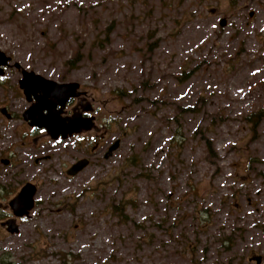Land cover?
<instances>
[{
	"label": "rangeland",
	"instance_id": "rangeland-1",
	"mask_svg": "<svg viewBox=\"0 0 264 264\" xmlns=\"http://www.w3.org/2000/svg\"><path fill=\"white\" fill-rule=\"evenodd\" d=\"M0 51L81 84L100 129L44 150L38 215L4 245L14 264H264V120H247L264 107V0H0Z\"/></svg>",
	"mask_w": 264,
	"mask_h": 264
},
{
	"label": "flooded vegetation",
	"instance_id": "flooded-vegetation-1",
	"mask_svg": "<svg viewBox=\"0 0 264 264\" xmlns=\"http://www.w3.org/2000/svg\"><path fill=\"white\" fill-rule=\"evenodd\" d=\"M224 21L227 24L226 20ZM12 61L13 60L11 59L7 64L0 66L3 70L0 74V81L5 78L7 70L14 66V68L20 73L18 88L15 90V94L9 99H7L6 93H1L0 114L5 117L0 119L5 122L3 125L4 127L9 125V121H14V113H11L6 105L8 104V101L11 102L14 96H19L20 98L22 97L21 100L24 101L22 111H19L23 126L22 131L19 134L20 141L16 145V149L11 147L8 149L7 153H0V264H14L11 252L5 247L8 240L7 238L12 234L15 235L20 232L21 223L38 215H35L34 211L37 208V196L41 187L39 178L43 171L39 164L42 159H48L47 156L45 158L42 157L44 150L50 145L54 148L58 143L67 142L76 139L77 137H84L82 142L77 141V143L87 144L89 142L87 141V138H90L89 135L100 130L97 124L95 109L89 102V95L81 84L76 91L78 95L75 97L47 95L42 89L37 88V84L31 81H25L21 84V81L24 79V70L26 71V69L22 68V66L18 67L15 63L12 65ZM45 100L48 101V103L41 111L43 114L47 115L49 112L53 111V109L55 110V107H51L52 110H50V106L54 105L56 106L54 112L56 113V111H58L60 117L64 119L66 123H69L73 117L79 116L84 120L87 118L90 119L92 128L72 135L69 134L64 136L60 134L59 136H53L47 128L40 125L37 118L33 119L26 117L27 115L31 117L32 114L30 110L41 106L42 102ZM4 135L5 133L2 132L0 122V141L5 139L3 137ZM106 137L107 131H104L101 138L96 140L92 149L88 152V156L94 158L97 154H102L110 143V141L105 143ZM44 141H47L46 147L43 146ZM117 141L108 148V154ZM14 150H16V152L18 151V153L14 154L15 159L11 158L9 155L10 152ZM108 154H105L106 158H108ZM81 160L88 161L86 166H89L92 163V159L82 158L74 162L69 170H72L73 166L78 164ZM69 170L67 171V174L71 176H75L81 171L80 170L73 175L69 174ZM26 188H29V194L23 195L24 197H22L23 191ZM32 193L34 194L33 205L30 208L28 197ZM41 214L43 215L44 212L41 211Z\"/></svg>",
	"mask_w": 264,
	"mask_h": 264
},
{
	"label": "water",
	"instance_id": "water-1",
	"mask_svg": "<svg viewBox=\"0 0 264 264\" xmlns=\"http://www.w3.org/2000/svg\"><path fill=\"white\" fill-rule=\"evenodd\" d=\"M222 25H226L225 21L223 20ZM12 58L5 54L4 52L0 51V66L7 64L8 61H10ZM18 67H20V64H16ZM2 68H0V74L2 73ZM24 79L21 81H31L35 84H37V88L42 89L47 95H54L57 97L67 96V97H75L78 95L76 93L77 89L80 87V84L77 82H58L49 78H46L45 76L35 72V71H28L24 70ZM48 101H43L41 106L32 108L30 110L32 116L29 117L27 115V118H37V121L40 122V125L44 128H47L50 133L55 135H72L75 133H80L83 131H87L92 128V123L90 119H81L79 116L73 117V119L70 120L69 123H66L64 119H62L59 115V112L56 111V106L52 105L51 107H55V110L49 112L47 115L43 114L41 111L44 109L45 105H47ZM37 116V117H36ZM119 146V141L110 149L109 155L112 154L115 149ZM88 164L87 160H81L78 164L73 166L72 170H69V174L75 175L80 170H82L86 165ZM29 194V188L24 189L23 195ZM33 193L29 195L28 199L30 201L29 207L31 208L33 205ZM260 261V259H258Z\"/></svg>",
	"mask_w": 264,
	"mask_h": 264
},
{
	"label": "trees",
	"instance_id": "trees-1",
	"mask_svg": "<svg viewBox=\"0 0 264 264\" xmlns=\"http://www.w3.org/2000/svg\"><path fill=\"white\" fill-rule=\"evenodd\" d=\"M79 54V53H78ZM77 54V56H78ZM75 57V60H70L68 65H74L77 62H79L81 60V54H79V57ZM247 120L253 125V130L255 131L258 128V124H260L261 121L264 120V107L261 108L260 110L252 113L251 115H249L247 117ZM208 146L211 150V152H213V147H212V143L210 140H207Z\"/></svg>",
	"mask_w": 264,
	"mask_h": 264
}]
</instances>
